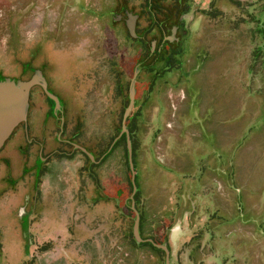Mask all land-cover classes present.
I'll return each mask as SVG.
<instances>
[{"label": "rangeland", "instance_id": "obj_1", "mask_svg": "<svg viewBox=\"0 0 264 264\" xmlns=\"http://www.w3.org/2000/svg\"><path fill=\"white\" fill-rule=\"evenodd\" d=\"M251 26L239 30L245 62L225 70L220 59L196 71L200 94L192 102L210 138L199 123L183 124L191 96L182 70L155 78L149 73L155 61H141L132 50L117 54L112 68L103 60L114 47L110 35L82 34L80 79L52 86L70 99L64 104L71 116L53 118L35 87L26 122L0 150V264H165L163 251L135 238L132 202L140 237L167 245L171 264H264V49L256 51L261 37ZM195 40H188L182 61L195 54ZM227 47L220 56L237 52ZM256 53L247 81L245 63ZM73 60L65 54L55 63ZM99 63L104 69L96 72ZM136 67L141 74L126 121L133 192L120 131ZM114 70L125 73L124 86L116 87ZM197 141L209 149L191 152Z\"/></svg>", "mask_w": 264, "mask_h": 264}, {"label": "flooded vegetation", "instance_id": "obj_2", "mask_svg": "<svg viewBox=\"0 0 264 264\" xmlns=\"http://www.w3.org/2000/svg\"><path fill=\"white\" fill-rule=\"evenodd\" d=\"M246 24L254 26L261 37V46H256V51L258 48L264 49V0H0V80H29L36 74L39 75L40 80L45 81L47 90L57 97L59 105L56 106V101L40 83L31 87L29 100L35 95L33 88L39 87L47 108L52 110V117L65 119L71 116V111L64 104L70 99H63L52 86L58 83L60 85L61 81H67L70 77H74V83L80 79L76 78L75 71L78 68L81 71L82 68V62L78 67L76 65L77 61L82 60L80 55H83L85 39H81L82 34L88 38L98 36V33L108 34L114 47L110 49L111 54L105 55L103 60L110 61L112 68L115 67L117 54L132 50L140 56L141 61L145 62L148 57L155 61L149 71L155 78L172 70H182L181 78L191 96L187 108L181 114L183 124L188 127L199 123L203 137L210 138L212 132L202 125L205 117L200 113L199 105L192 102L200 94V87H194L198 82L196 71L201 66L211 67L220 59L224 62L225 70L230 64L237 67L245 62L241 53L245 41L239 30L244 32ZM195 33L198 38L194 37ZM190 38L196 39L195 54L193 58L187 56L182 61L180 57L186 52ZM227 45L237 52L220 56L228 48ZM65 54L76 56V60L66 66L60 61L55 63L56 57ZM256 54L251 55L250 63H245L244 76L247 81L253 79L250 75L257 63ZM92 55L104 54L95 52ZM189 61H193V66L190 70H185ZM99 64L98 67V63L95 66L96 72V68L104 69V64ZM66 70L68 74L63 72ZM138 72L140 75V68L136 67L129 80V91L132 79L134 88L136 87ZM114 74L120 77L116 80V87L124 86L125 73L121 74L116 70ZM116 94L119 96L118 92ZM130 114L131 111L127 120L130 119ZM127 129L130 136L132 131L128 126ZM24 131L29 133V127L25 126ZM123 134L125 135L120 131V135ZM65 141L62 144H67ZM182 147L179 146L178 150L186 151ZM209 147L208 143L197 141L191 147V152L196 153L200 149L206 151ZM142 239L149 242L145 240L148 238Z\"/></svg>", "mask_w": 264, "mask_h": 264}, {"label": "water", "instance_id": "obj_3", "mask_svg": "<svg viewBox=\"0 0 264 264\" xmlns=\"http://www.w3.org/2000/svg\"><path fill=\"white\" fill-rule=\"evenodd\" d=\"M40 79L41 78H39V75L36 74L29 80L15 81L10 78L0 80V150L4 145L5 141L12 133V131L14 130V128L21 122L26 121L27 109L29 104V92L34 84L40 83L42 88L47 92V94L50 95L56 101V106L59 105L57 97L47 90L45 81L43 79ZM134 93V79H132L129 91L130 100L123 113L121 133H125L126 135L129 167L131 172L133 173V192L136 189L134 180V164L132 160V148L128 129L126 126V120L134 103ZM80 148L84 152H86L90 157H92L91 154L88 153L83 147ZM132 209L135 213L133 234L138 241H143L139 234V214L136 208L134 207V202H132ZM145 240L152 243V245H154L155 247L162 249L165 253V264H171L169 257V249L166 245L157 243L151 238Z\"/></svg>", "mask_w": 264, "mask_h": 264}, {"label": "trees", "instance_id": "obj_4", "mask_svg": "<svg viewBox=\"0 0 264 264\" xmlns=\"http://www.w3.org/2000/svg\"><path fill=\"white\" fill-rule=\"evenodd\" d=\"M128 121V120H127ZM123 136H124V134H123ZM148 243V245H150L152 248H154V249H157V250H159V251H162L161 249H158V248H156L155 246H153L151 243H149V242H147Z\"/></svg>", "mask_w": 264, "mask_h": 264}, {"label": "crops", "instance_id": "obj_5", "mask_svg": "<svg viewBox=\"0 0 264 264\" xmlns=\"http://www.w3.org/2000/svg\"><path fill=\"white\" fill-rule=\"evenodd\" d=\"M203 192H208V193H205V195L208 196V198L211 197L210 191L206 190V191H203Z\"/></svg>", "mask_w": 264, "mask_h": 264}]
</instances>
